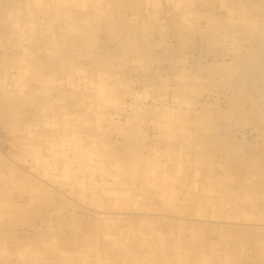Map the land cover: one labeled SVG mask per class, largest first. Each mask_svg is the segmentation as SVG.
Here are the masks:
<instances>
[{
	"label": "bare ground",
	"instance_id": "1",
	"mask_svg": "<svg viewBox=\"0 0 264 264\" xmlns=\"http://www.w3.org/2000/svg\"><path fill=\"white\" fill-rule=\"evenodd\" d=\"M204 2L209 3L210 0ZM147 3H156V0H0L2 33H6L10 41L13 39L11 43L18 37H29L28 40L38 43V47L30 51L23 42L16 44L17 49L23 51L21 61L13 60L17 63L14 64L17 70H31L33 79H57L58 82L63 75L64 78L72 75L66 90H63L65 86L62 83L52 89L59 92L55 95L59 101L57 110L47 104L37 107L36 137L27 130L28 125H33L29 122L17 129V132L22 128L26 132L25 137L14 138L18 143L14 157L23 163L0 152V226H7L24 214L39 216V224L26 223L28 228H33L28 237L16 235L14 239V253L29 264H260L257 257L263 249L264 236L250 240L247 231H234L224 225L238 224L241 221L238 218L253 217L260 222L258 224L264 225V195L254 185L244 186L238 184L239 181L233 185L231 178L234 177L224 173L229 170L225 166L222 172L199 169L206 162L205 154L182 152L183 148L178 143L186 137L183 121L197 122L188 110L175 108L173 112V109L164 107L162 113L157 114L158 134L153 136V142L145 152L140 147L144 144L139 142L145 136L138 127L116 126L117 130L124 129L126 134L138 131L136 137H141L136 142L116 139L124 151L113 150L115 145L111 140L106 145L103 141L91 140L89 135L79 141L75 138L78 132L68 130L74 125L79 131L81 127H90L93 121L100 123L106 114L99 110L98 102L109 103L113 107L121 91L120 82L112 79L108 61L92 65L94 71L84 83L74 79L76 73L84 72L81 58L74 54L77 49L83 51L89 41L80 35L74 21L82 27L99 31L134 35L137 26L130 25L127 14L131 11L135 15L136 10ZM106 11L113 13V18L118 15V19H104L102 12ZM255 14L249 15L252 21ZM235 18L230 14L226 21L231 23ZM198 26L193 25L194 28ZM259 26L260 45L251 47L249 54L252 55L248 54L244 59L240 56V61L247 62L249 58L247 63L250 64H244L238 74H243L248 85L253 83L251 78L256 77H253L256 72L260 77L254 83L259 79L264 83V65L259 64L258 57V54H264V14ZM213 27L220 36L227 35L223 30L226 27L220 22ZM255 35L251 31L246 37L255 39ZM70 36L77 37L75 46L80 45L77 49H69L70 43L65 37ZM59 37H63L61 42L57 40ZM135 43L137 47L138 41ZM239 45L237 43L232 48ZM124 46L129 51L134 44L129 39ZM134 57L140 61L142 55H136L135 50ZM8 62L4 63L11 67ZM223 63L217 73L228 78L235 66ZM41 70L45 72L41 74ZM176 76L182 82L181 89H189L192 83L200 81L197 74L191 75L190 80L183 72ZM5 85V80L0 81V95L5 94ZM60 87L63 89H58ZM67 99L75 107L76 118L70 114L73 111L64 105ZM253 101L249 103L253 105ZM172 102L189 104L185 96L180 98L176 94H173ZM1 108H10L5 109L6 112L19 118L8 102L0 101ZM139 109L136 108L138 112L131 113V117L144 121ZM50 110H53L52 116L48 115ZM91 111L93 117L88 116ZM129 116L127 122L130 121ZM191 137L187 136L193 139ZM27 160L30 161L28 164ZM259 168L264 171V165ZM121 173L128 174L130 182L119 178ZM59 174L64 176L71 192L78 194L80 201L91 205L85 211L89 219L80 221L73 214V202H68L67 206L56 204L54 192H60L51 182L56 179L53 176ZM202 174L203 185L200 179H194ZM143 200L147 204H155L148 217L152 219L141 214L133 216L139 209L127 210ZM163 221L167 223L160 226L158 223ZM145 223L151 228L145 227ZM3 233L0 232V242L5 240ZM3 254L8 256L5 245L0 246V258L4 257Z\"/></svg>",
	"mask_w": 264,
	"mask_h": 264
},
{
	"label": "rangeland",
	"instance_id": "2",
	"mask_svg": "<svg viewBox=\"0 0 264 264\" xmlns=\"http://www.w3.org/2000/svg\"><path fill=\"white\" fill-rule=\"evenodd\" d=\"M136 11L135 15L131 14V11L127 14L130 25L137 26L134 35H126L124 32L99 31L86 26L82 27L74 21V26L77 27L80 35H84L87 41L89 38V41L84 45V50L79 51L77 47L80 45L75 46L77 37H65L70 43L69 49H77V53L74 55L81 58V64L84 67V72L76 73L74 79L76 81L80 79V83H84L83 81H87L92 75L91 72L94 71L91 68L92 65L97 66L103 60L108 61L112 79L120 82L121 91L119 97H116L113 107L109 103L98 102L99 110L101 109L106 114L100 123L93 121L90 126L92 128L81 127L79 131L77 125H74L68 130L73 129L78 132L75 138L79 141L89 135L91 140L103 141L106 145H108L107 141L111 140L112 145H115L113 150L122 149L124 151V147L115 141L116 139L121 142L123 140L136 142L141 137H136L138 131L126 134L124 129L117 130L116 126L119 124L128 129L138 127L145 136L143 140H139L144 144L140 147L145 152L147 146L153 142V136L158 134L156 133L157 114L162 113L164 107L173 109V112L176 111L175 108L188 110V113L195 117L197 122L183 121L186 137L178 143L183 148L182 152L196 151L202 156L205 154L206 162L199 166V169L208 168L222 172L225 166L229 170H225L227 172L224 173L234 177L231 178L233 185L236 184V181L244 186L254 185L264 195V171L259 168L264 165V83L261 79L254 83V80L260 77L259 72H256L257 75L253 73V77H256L251 78L254 80L249 85L243 74L238 75L244 64H247L246 66L250 64L247 63L249 58H247V62L243 59L253 49L251 47L256 44L260 45L261 36L258 32L261 31L259 24H261L264 14V0H210L209 3L204 0H156V3H147ZM251 13H256L254 21L249 18ZM230 14L236 17V20L228 23L226 19ZM102 15L104 19H118L119 17L117 15L116 18H113L114 14L110 11L102 12ZM247 19L249 21H246ZM218 21L226 27L223 28L227 33L226 36H220L221 34L213 27L215 23H219ZM250 21L251 25H249ZM194 24L199 26L194 28ZM251 31L255 32V39L246 37ZM2 32L0 30V81L5 80L6 85L3 87L5 94L0 95V101L12 105V109L18 113L19 118L16 119L15 115L12 116L6 112L5 109L10 108H1L0 152L14 159L15 153L18 152V143L14 138L16 136L25 137L26 134L23 128L19 132L17 129L29 122L33 125H28L27 130L31 131L32 137H36L38 125L34 124L36 123L37 107L40 104H47L57 110L59 101L55 95L57 96L59 92L57 89L56 91L52 89L62 83V86H65L64 89L62 87L58 89L66 90L68 79L72 75L70 77L67 75L66 78L63 75L62 79L59 78L61 81L58 82L57 79L51 81L46 78L33 79L34 76L32 77L30 74L31 70H17L14 64L21 61L23 51L17 49L16 44L23 42L30 51L35 46L38 47V43L28 40L29 37H18L17 40L15 39L16 41H13L14 43H11L13 39L10 41V37ZM129 39L132 40L134 46L131 50L126 51L127 47L124 44H128ZM57 40L61 42L63 37H59ZM255 40H257L256 43H252ZM135 41H138L137 47ZM237 43L240 44L239 47L232 48ZM90 44L91 48L88 47ZM135 50L136 55H142L140 61L134 57ZM41 52L43 51L41 50ZM73 52L70 51V53ZM258 55L260 57L259 64L262 63L263 66L264 54ZM240 56L243 57L241 61ZM237 59L240 61L241 68L238 67ZM13 60H16L17 63ZM5 61H10L8 65L12 64L11 67L6 66ZM223 61L235 66L233 73L228 78L222 76L223 73H217ZM8 67H10L9 70H5ZM248 69L254 71L250 67ZM5 71L8 73L7 75ZM42 72L45 71L41 70V74ZM180 72L188 76L187 80H190L191 75H199V83H192L189 89H181L182 82L176 76ZM10 76L15 78L11 79ZM173 94L180 98L185 96L189 104L178 105L172 102ZM238 96L240 98L234 101V104L232 100ZM250 100H255L253 101L255 103L250 104ZM70 102L71 100L67 99L64 105L73 111L70 114L76 118L78 115L74 113L75 107L70 105ZM80 108L82 109V104ZM136 108H140L139 113L142 110L144 121L131 117V113L138 112ZM115 110L118 113H115ZM92 111L89 113V117L94 116ZM237 111L238 113H235ZM48 115L52 116L53 110H50ZM128 116L130 117L129 122L126 121ZM108 117L111 119H107ZM95 127L96 129H94ZM189 135L193 139H188ZM100 144L103 145V143ZM106 145L103 148L105 150L107 149ZM15 160L17 161L16 158ZM17 162L20 163V161ZM29 162L27 160L26 163ZM248 171L253 173L249 174ZM53 177L56 179L51 184L60 192L52 190L55 194L56 204L67 206L68 202H73L75 205L73 214L78 216L80 221L89 219L90 217L85 211L91 205L80 201L77 197L78 194L71 192L70 186L64 182L63 175L59 174V176ZM119 178L130 182L128 174L121 173ZM194 179H200V184H204L203 174ZM154 206L155 204H147L143 200L137 205H131L127 210L133 212L139 209L134 212L133 216L141 214L146 219H152L148 217L149 213L153 212ZM34 215L24 214L15 218L7 226H0V232L3 231L5 235V240L0 242V246L5 245L8 252L7 257L3 254L4 257L0 258V262L2 261L3 264H29L27 260L21 259L14 253L15 246L13 244L16 235L28 237V233L33 231V228H28L26 223L34 225L40 223L39 216ZM237 220H241L240 223L225 224L224 226L232 227L234 231H247L249 234H246L250 240L264 236V225L258 224L260 222L256 218H238ZM253 221L256 224H253ZM166 223L163 221L158 224L163 226ZM144 226L150 227L146 223ZM215 233L212 234L217 237ZM262 246L263 249L258 252L257 257V262L260 264H264V243Z\"/></svg>",
	"mask_w": 264,
	"mask_h": 264
}]
</instances>
